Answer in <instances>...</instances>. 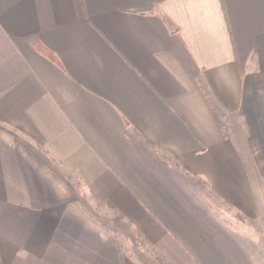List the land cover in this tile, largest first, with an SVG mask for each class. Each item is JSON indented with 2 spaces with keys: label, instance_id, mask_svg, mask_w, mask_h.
I'll return each mask as SVG.
<instances>
[{
  "label": "crops",
  "instance_id": "1",
  "mask_svg": "<svg viewBox=\"0 0 264 264\" xmlns=\"http://www.w3.org/2000/svg\"><path fill=\"white\" fill-rule=\"evenodd\" d=\"M138 258L264 264V0H0V264Z\"/></svg>",
  "mask_w": 264,
  "mask_h": 264
},
{
  "label": "rangeland",
  "instance_id": "2",
  "mask_svg": "<svg viewBox=\"0 0 264 264\" xmlns=\"http://www.w3.org/2000/svg\"><path fill=\"white\" fill-rule=\"evenodd\" d=\"M195 184L197 185V187L200 189L201 192L209 194V195H207L208 196L207 198L211 201V203L213 202L212 204L214 206L221 208V209H219V214L224 219L223 221H226L227 224H229L230 226H232V228H234L235 221H233V220H235V218H236L235 211H232L228 206L225 207L222 203H220V200L217 198V196L212 194V192L209 190V188L204 183V181L196 180ZM135 250H137V249H135ZM157 255H159V254H152L151 257H156ZM134 256L137 257L135 254H134ZM152 260L155 262H157V261H159L161 263L163 262L165 264H174V263H171L165 259H159V260L158 259L157 260L152 259ZM136 261L138 264H144L143 260H141L139 258Z\"/></svg>",
  "mask_w": 264,
  "mask_h": 264
},
{
  "label": "trees",
  "instance_id": "3",
  "mask_svg": "<svg viewBox=\"0 0 264 264\" xmlns=\"http://www.w3.org/2000/svg\"><path fill=\"white\" fill-rule=\"evenodd\" d=\"M152 1H156V0H152Z\"/></svg>",
  "mask_w": 264,
  "mask_h": 264
}]
</instances>
